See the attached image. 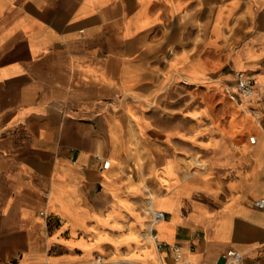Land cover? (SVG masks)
Masks as SVG:
<instances>
[{
  "label": "crops",
  "instance_id": "obj_1",
  "mask_svg": "<svg viewBox=\"0 0 264 264\" xmlns=\"http://www.w3.org/2000/svg\"><path fill=\"white\" fill-rule=\"evenodd\" d=\"M260 199L264 0H0V264L264 263Z\"/></svg>",
  "mask_w": 264,
  "mask_h": 264
},
{
  "label": "built area",
  "instance_id": "obj_2",
  "mask_svg": "<svg viewBox=\"0 0 264 264\" xmlns=\"http://www.w3.org/2000/svg\"><path fill=\"white\" fill-rule=\"evenodd\" d=\"M229 96L232 99L243 97V98H249L252 95H254V79L252 76L240 71L236 74V80L230 87L227 88ZM250 140L253 142L254 136L250 137ZM110 164L109 160H106L103 164L105 168H107ZM255 204L259 207L264 206V199H260L255 202ZM148 213L150 214L152 218V223H157L158 221L165 218V213L163 211L155 210L151 206L147 209ZM152 239L156 240V235H152ZM174 252V258L176 261V264H192L188 261H185L182 257L181 250L178 246L173 247ZM222 258L224 260L223 264H242V254L237 252L236 250L229 248L226 250V252L222 255ZM252 264H264L262 261L257 260L253 262Z\"/></svg>",
  "mask_w": 264,
  "mask_h": 264
},
{
  "label": "rangeland",
  "instance_id": "obj_3",
  "mask_svg": "<svg viewBox=\"0 0 264 264\" xmlns=\"http://www.w3.org/2000/svg\"><path fill=\"white\" fill-rule=\"evenodd\" d=\"M183 257V256H182Z\"/></svg>",
  "mask_w": 264,
  "mask_h": 264
}]
</instances>
